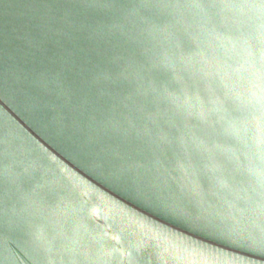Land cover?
Instances as JSON below:
<instances>
[{"label": "water", "instance_id": "obj_1", "mask_svg": "<svg viewBox=\"0 0 264 264\" xmlns=\"http://www.w3.org/2000/svg\"><path fill=\"white\" fill-rule=\"evenodd\" d=\"M0 264H264V0H0Z\"/></svg>", "mask_w": 264, "mask_h": 264}]
</instances>
